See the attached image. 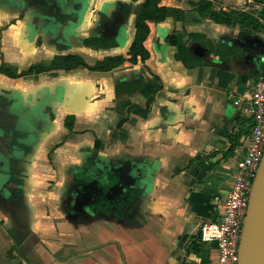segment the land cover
I'll use <instances>...</instances> for the list:
<instances>
[{
  "label": "crops",
  "instance_id": "crops-1",
  "mask_svg": "<svg viewBox=\"0 0 264 264\" xmlns=\"http://www.w3.org/2000/svg\"><path fill=\"white\" fill-rule=\"evenodd\" d=\"M200 1L160 0L184 19L157 23L142 44L148 58L132 62L145 0H0L8 72L0 71V251L8 264H216L217 247L201 242L199 227L222 214L246 98L264 77V0H207L254 15L261 29L215 23L196 12ZM169 36L203 65L178 61ZM89 38L117 46L97 49ZM69 54L90 66L125 61L108 72L40 70ZM136 82L157 90L145 115L133 109L145 110L147 98L121 88ZM14 166L24 169L22 185ZM110 173L118 183L103 193ZM16 187L22 198L10 202ZM101 200L110 207H91Z\"/></svg>",
  "mask_w": 264,
  "mask_h": 264
},
{
  "label": "trees",
  "instance_id": "trees-1",
  "mask_svg": "<svg viewBox=\"0 0 264 264\" xmlns=\"http://www.w3.org/2000/svg\"><path fill=\"white\" fill-rule=\"evenodd\" d=\"M160 0H145L144 4L141 6L138 14L136 15L135 20V37L132 42V45L129 50V54L131 55V61L136 62L137 58L140 57L142 60L148 58L149 53L148 51L142 46L144 41L151 36L155 31V26L157 23L165 21L167 17H173L177 21H182L184 19V11L174 8H167L159 6ZM124 13L126 14V21L132 14V10L129 6H124L123 8ZM196 12L200 15L204 16L207 15L211 20L215 23L223 24V25H240L241 27H254V28H262L259 24V20L252 14L243 13L239 11H231L226 12L223 10H216L214 9V5L212 2L207 0H201L199 6L196 9ZM103 16V15H102ZM104 17V16H103ZM101 19V23L104 24L106 19ZM262 17L264 18V9L262 11ZM181 37L179 36H169L167 37L166 41L171 46L176 47L177 54L176 59L182 62L187 68L191 69L200 65H203V60L198 58L194 55V53L186 48L182 41ZM85 45L94 47V48H112L116 47L117 43L113 40L108 41L103 38H89L85 40ZM125 61L124 57H116V58H108L103 62H99L94 66L88 65L81 57L77 55H60L54 58L51 66L46 68L44 66L40 67L41 71H48V70H65L70 71L76 69L80 66L88 68L92 71H99V72H108L113 70L114 68L122 65ZM0 71L3 73H8L7 70L0 68ZM33 71L31 68L28 72H24L20 74V76L29 75ZM12 75V74H10ZM121 88L127 90L128 92L140 91L142 95L147 98V106L145 110H140L139 108H134L133 110L136 112H141L142 114H146L150 106L154 101V95L156 94L157 90L152 86L145 84L143 82H136L122 86ZM120 88V89H121ZM3 91L0 90V102L5 101V96L3 95ZM50 118L53 119V116L50 114ZM71 128V125L69 126ZM27 151V149H26ZM24 169L22 167L14 166L11 168L12 172V180L14 183L18 185L23 184L22 180V173ZM87 181V180H86ZM118 183V180L115 178L113 173L109 174V184L103 188V193H108L112 187H114ZM134 195V194H131ZM22 198V190L20 188H13L11 190V196L9 198L10 202L19 201ZM125 201H118L116 204L120 206H126L127 203L132 202V197L125 198ZM103 206L110 207L107 202L101 200L96 205H92L91 207L95 210L99 208H103ZM9 232L14 233L13 229H10ZM17 240L19 238L17 237ZM16 240V241H17Z\"/></svg>",
  "mask_w": 264,
  "mask_h": 264
},
{
  "label": "built area",
  "instance_id": "built-area-1",
  "mask_svg": "<svg viewBox=\"0 0 264 264\" xmlns=\"http://www.w3.org/2000/svg\"><path fill=\"white\" fill-rule=\"evenodd\" d=\"M243 116L245 125L238 150L233 184L225 200L220 218L199 227L204 244L217 247L216 264H239V248L250 197L259 168L264 159V77L259 79L249 96Z\"/></svg>",
  "mask_w": 264,
  "mask_h": 264
},
{
  "label": "water",
  "instance_id": "water-1",
  "mask_svg": "<svg viewBox=\"0 0 264 264\" xmlns=\"http://www.w3.org/2000/svg\"><path fill=\"white\" fill-rule=\"evenodd\" d=\"M32 19L39 21L41 16L34 15ZM239 264H264V159L250 197L239 248Z\"/></svg>",
  "mask_w": 264,
  "mask_h": 264
},
{
  "label": "rangeland",
  "instance_id": "rangeland-1",
  "mask_svg": "<svg viewBox=\"0 0 264 264\" xmlns=\"http://www.w3.org/2000/svg\"><path fill=\"white\" fill-rule=\"evenodd\" d=\"M5 251H6L5 247L2 246L0 252H2L1 254H3V256L0 255V259H1V256H2V260H3V261L1 260V261H0V264H8V261L4 260L5 258H7L6 255L4 256V253H3V252H5Z\"/></svg>",
  "mask_w": 264,
  "mask_h": 264
}]
</instances>
